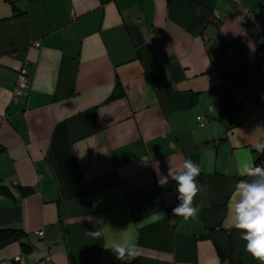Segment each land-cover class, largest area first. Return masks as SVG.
<instances>
[{
	"label": "crops",
	"instance_id": "crops-1",
	"mask_svg": "<svg viewBox=\"0 0 264 264\" xmlns=\"http://www.w3.org/2000/svg\"><path fill=\"white\" fill-rule=\"evenodd\" d=\"M258 142L264 0H0V229L25 243L0 264H123L113 239L132 264H260L229 211ZM169 158L201 168L194 221Z\"/></svg>",
	"mask_w": 264,
	"mask_h": 264
},
{
	"label": "clouds",
	"instance_id": "clouds-1",
	"mask_svg": "<svg viewBox=\"0 0 264 264\" xmlns=\"http://www.w3.org/2000/svg\"><path fill=\"white\" fill-rule=\"evenodd\" d=\"M253 147L257 152L264 153V143L258 142ZM200 174V166L191 158L184 159L182 164L176 166H172L169 158L167 175L176 184V198L179 201L172 209V215L182 217L185 221L198 219L200 209L195 205V198L200 192L197 179ZM239 175L243 179L235 184L238 199L229 203L234 221L231 227L240 233V239L244 242L243 251L264 264V166L245 162ZM164 180L167 181V177ZM97 222L101 226L105 225L103 218ZM88 235L99 239L104 235L103 227L89 230ZM104 248L111 250L123 264H132L141 254L135 241L113 239Z\"/></svg>",
	"mask_w": 264,
	"mask_h": 264
},
{
	"label": "built area",
	"instance_id": "built-area-1",
	"mask_svg": "<svg viewBox=\"0 0 264 264\" xmlns=\"http://www.w3.org/2000/svg\"><path fill=\"white\" fill-rule=\"evenodd\" d=\"M31 78L27 74L20 71L17 75L15 85L12 90V100L17 101L19 98L23 97L24 93L28 90ZM196 120L200 126L204 125V116L198 115ZM37 236L43 237V231L39 230L36 232ZM50 245V243H48ZM18 264H26L24 258H18Z\"/></svg>",
	"mask_w": 264,
	"mask_h": 264
},
{
	"label": "trees",
	"instance_id": "trees-1",
	"mask_svg": "<svg viewBox=\"0 0 264 264\" xmlns=\"http://www.w3.org/2000/svg\"><path fill=\"white\" fill-rule=\"evenodd\" d=\"M255 164L264 166V153H260V155L255 160ZM170 213L172 215V211ZM172 216L174 218L177 217L175 215ZM11 237L18 238L21 241V245L25 246V243L23 242L24 234L21 230L12 228L0 229V243Z\"/></svg>",
	"mask_w": 264,
	"mask_h": 264
}]
</instances>
